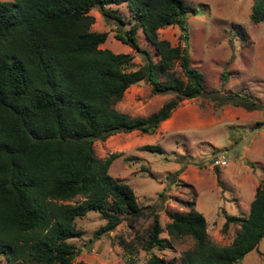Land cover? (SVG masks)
Here are the masks:
<instances>
[{"label":"trees","instance_id":"trees-1","mask_svg":"<svg viewBox=\"0 0 264 264\" xmlns=\"http://www.w3.org/2000/svg\"><path fill=\"white\" fill-rule=\"evenodd\" d=\"M123 1L129 22L105 6ZM93 6L128 22L115 36L143 53L136 67L128 68L130 52L100 46L107 31L91 28ZM193 9L187 0H0V254L8 262L76 264L72 257L78 249L68 240L80 233L76 216L99 210L106 219L95 230L99 233L123 215L142 212L130 184L108 171L120 151L100 157L92 144L118 130L151 132L179 100L203 90L204 74L191 63L187 42L171 43L158 34L159 27L177 23L187 39V12ZM250 17L264 19V0H252ZM138 28L156 58L139 44ZM140 80L150 84L152 93L176 94L145 115L116 108L125 89ZM235 94L240 98L232 103L255 107L250 96ZM143 147L164 149L160 143ZM167 214L168 234L193 239L182 250L181 264H233L264 235V181L256 185L245 215L226 214L223 227L230 220L239 222L226 244L208 238L205 217L194 206ZM161 230L155 213L140 237L142 247L166 246L169 240ZM147 261L175 264L154 252Z\"/></svg>","mask_w":264,"mask_h":264},{"label":"rangeland","instance_id":"rangeland-1","mask_svg":"<svg viewBox=\"0 0 264 264\" xmlns=\"http://www.w3.org/2000/svg\"><path fill=\"white\" fill-rule=\"evenodd\" d=\"M187 1L195 7L187 12V39L181 37L177 23L159 27L158 34L171 43L187 42L191 63L203 71L204 88L193 97L179 100V108L171 111L170 119L160 121L151 132L118 130L94 139L97 156L120 151L108 171L130 184L142 212L123 215L112 228L99 233L95 230L106 221L99 210L88 209L76 216L74 222L80 233L68 237L78 249L72 257L76 264H159L147 261L152 252L181 264L182 250L190 247L193 239L167 233V210L187 211L194 206L205 217L208 238L226 244L239 227L233 220L223 227L226 214L245 215L254 183L264 181V19H251L252 0ZM105 6L125 21L131 20L125 1ZM90 13L94 15L91 28L107 31L100 46L130 52L132 63L128 68L144 60L141 51L115 36L116 30L123 32L128 22L103 14L98 6H93ZM137 39L156 58L154 47L140 28ZM173 68L181 72L177 63ZM235 93H245L256 101L250 109L240 105L245 108L241 114L233 111L236 119L225 105L240 98ZM175 94L152 93L150 84L140 80L130 84L114 105L129 115H145ZM227 94L231 97L225 99ZM176 121L184 125L164 127ZM145 143H160L164 149L150 150L143 147ZM222 154L226 163L213 164V159ZM180 167L183 169L178 171ZM155 213L162 226L159 234L167 236L169 243L148 250L142 247L140 237L146 234ZM0 264L26 263L8 262L0 254ZM233 264H264V235Z\"/></svg>","mask_w":264,"mask_h":264},{"label":"crops","instance_id":"crops-1","mask_svg":"<svg viewBox=\"0 0 264 264\" xmlns=\"http://www.w3.org/2000/svg\"><path fill=\"white\" fill-rule=\"evenodd\" d=\"M226 105V107H227V109H230L231 110V113H232V117H234L235 119L237 118L236 117V115H235V113H233V111L234 112H236V113H242L244 110H245V108L243 107H241L240 106V104H235V103H226L225 104ZM177 108H179V106L177 107V106H175L173 109H172V111H174L175 109H177ZM181 108V107H180ZM228 115H230V114H228ZM231 116V115H230ZM170 117H171V113H170V115L168 116V117H166V118H164V119H162L161 120V122L164 120H169L170 119ZM184 124H182V122L181 121H176V122H174V123H167V124H165V126L164 127H166V128H169V129H173V128H178V127H181V126H183ZM183 169V168H182ZM181 169V170H182ZM180 170V171H181ZM258 182H259V180H257V182L256 183H254V185H257L258 184ZM253 185V186H254ZM256 187V186H255ZM254 187V188H255ZM254 191H255V189H253V195H254ZM253 195H252V197H253ZM251 197V198H252ZM247 207L249 208V204L247 205Z\"/></svg>","mask_w":264,"mask_h":264},{"label":"built area","instance_id":"built-area-1","mask_svg":"<svg viewBox=\"0 0 264 264\" xmlns=\"http://www.w3.org/2000/svg\"><path fill=\"white\" fill-rule=\"evenodd\" d=\"M224 163H226V160H225L223 154L220 157H216L213 159V164L218 165V164H224Z\"/></svg>","mask_w":264,"mask_h":264},{"label":"water","instance_id":"water-1","mask_svg":"<svg viewBox=\"0 0 264 264\" xmlns=\"http://www.w3.org/2000/svg\"><path fill=\"white\" fill-rule=\"evenodd\" d=\"M73 136H74V137H77V134H74Z\"/></svg>","mask_w":264,"mask_h":264},{"label":"clouds","instance_id":"clouds-1","mask_svg":"<svg viewBox=\"0 0 264 264\" xmlns=\"http://www.w3.org/2000/svg\"><path fill=\"white\" fill-rule=\"evenodd\" d=\"M216 165V164H215Z\"/></svg>","mask_w":264,"mask_h":264}]
</instances>
